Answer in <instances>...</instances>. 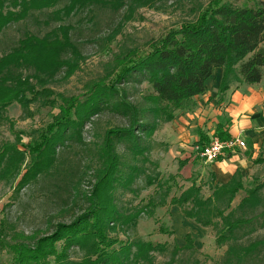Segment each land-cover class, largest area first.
<instances>
[{
  "label": "trees",
  "instance_id": "16d2710c",
  "mask_svg": "<svg viewBox=\"0 0 264 264\" xmlns=\"http://www.w3.org/2000/svg\"><path fill=\"white\" fill-rule=\"evenodd\" d=\"M156 1L0 0V33L33 10L51 8L53 20L62 22L94 5L113 12L126 6L131 15L139 6H153ZM199 2H192V19L149 40L145 48L120 49L106 71L107 78L91 83L79 95L54 93L49 88L60 71L68 79L79 67L73 58L78 49L71 40L70 24H59L41 36L25 32L0 54V125L12 124L7 109L14 102L26 117L33 115L30 103L53 110L52 120L29 132L26 142H21V131L13 141L0 142V180L12 187V195L35 181H48L56 191L66 193L63 204L74 211L69 221L54 222L44 235L7 243L15 224L3 217L0 251L7 248L13 264H156L155 252L167 250L165 264H182L181 251H196L189 234L184 246L135 235L138 220L152 217L157 207L165 205L177 206L185 218L213 229L215 243L226 247L219 264H264V236L254 235L264 228V180L254 174L246 185L241 170L236 169L225 183L216 182L210 172L205 179L192 177L190 184L182 185L178 172L163 174L151 157L160 145L154 132L177 113L194 110L195 97L206 91V80L217 68L222 73L216 102L223 100L231 84L262 80L264 0ZM141 84L146 89L139 100L130 99L129 88ZM103 110L126 122L104 128L94 144L85 166L90 188L83 192L79 177L69 169L59 170L58 148L80 142L85 122ZM222 126L218 124L215 133L227 139L230 136ZM206 143L198 142L200 146ZM252 163L264 164V151ZM149 187L153 190L145 200L118 202L122 194L137 196ZM204 187L208 195L203 194ZM118 230L123 240L110 234ZM159 231L171 233L162 226Z\"/></svg>",
  "mask_w": 264,
  "mask_h": 264
},
{
  "label": "rangeland",
  "instance_id": "374dc122",
  "mask_svg": "<svg viewBox=\"0 0 264 264\" xmlns=\"http://www.w3.org/2000/svg\"><path fill=\"white\" fill-rule=\"evenodd\" d=\"M194 1L198 0H157L153 6L146 4L139 6L131 15L125 11L126 6L113 12L107 7L94 5L90 7V10L84 9L73 13L64 18L62 22L53 20L49 14L51 8L33 10L25 19L9 23L2 30L0 33V54L15 45L25 32L41 36L59 24H70L72 27L71 40L78 49V56L73 58L76 59L79 67L68 79H63V71H60L54 81L49 84V88L54 93L79 95L91 83L107 78L106 71L112 65L114 56L120 49L124 47L143 49L149 40L158 37L183 21L192 19L194 13L191 12V8ZM199 1V3H206L208 0ZM48 16H51L52 20L47 21ZM115 32L117 33L112 39ZM145 89V84L135 88L130 87V99L139 100ZM30 112L33 115L26 117L17 102L8 106L7 115L12 124L9 125L8 122H5L0 125V142L2 140L13 141L15 134L20 131L23 132L20 133L21 142H26L29 139L27 136L29 132L52 120L53 110L49 105L37 107L35 103H30ZM125 122L119 115L103 110L85 122L80 142L72 141L68 146H59L57 166L59 170L61 168L64 171L69 169L73 175L80 178V191L84 192L90 188V176L85 172V166L95 151L94 144L99 141L104 128L125 124ZM159 129L154 132V137L160 145L152 150L151 157L158 161L159 170L163 174L175 173L178 171L176 167L179 163L175 159L170 160L166 157V147L164 146L166 143L160 141ZM18 146L20 145L18 144ZM23 166L24 164H22ZM23 171L22 168L21 174ZM254 174L264 180V164H253L250 174L243 178V182L246 185L249 184ZM199 175L198 172L196 180ZM179 177L178 181H180ZM206 177L207 173H204L202 178ZM152 190L153 187L143 189L137 196L128 192L122 195L120 193L118 202L122 204L137 203L138 200H145ZM202 192L204 195L209 194L205 187ZM63 193L56 191L48 181L40 180L21 188L17 195H12V187L0 180V220L6 217L13 226L15 224L13 237L6 238L5 242H14L18 238L24 241L33 240L34 236L49 232L50 225L54 222L69 221L74 211L65 208L63 199L66 197V193ZM241 195H243L242 192L235 196L233 205L238 202ZM137 225L135 230L137 237L155 243H167L168 246L174 243L184 246L185 236L189 234L196 251H181L182 264H219L226 248L215 243V233L211 227L200 226L191 219L185 218L177 206L157 207L152 217L142 216ZM161 226L171 230V233L160 232ZM110 234L116 235L122 240L125 238L119 230L110 232ZM254 235L264 236V228L259 229ZM5 242L2 244L5 245ZM155 256L156 264H165L169 259V250L163 253L155 252ZM0 264H13V254L7 248L0 251Z\"/></svg>",
  "mask_w": 264,
  "mask_h": 264
},
{
  "label": "crops",
  "instance_id": "0c3cea01",
  "mask_svg": "<svg viewBox=\"0 0 264 264\" xmlns=\"http://www.w3.org/2000/svg\"><path fill=\"white\" fill-rule=\"evenodd\" d=\"M221 73L217 68L206 80V91L195 97L194 110L177 113L158 131L160 141L166 143V157L179 163L176 168L181 183L190 184L198 172V180L204 173L212 172L216 182L225 183L236 169L245 178L252 169L251 159L264 151V72L259 82L231 84L223 100L216 102ZM218 124L223 125L222 130L230 137L243 136L246 148L203 162L196 156L193 145L208 142L216 134Z\"/></svg>",
  "mask_w": 264,
  "mask_h": 264
},
{
  "label": "built area",
  "instance_id": "2783aa9c",
  "mask_svg": "<svg viewBox=\"0 0 264 264\" xmlns=\"http://www.w3.org/2000/svg\"><path fill=\"white\" fill-rule=\"evenodd\" d=\"M238 148H246L244 137L240 134L231 136L227 139H221L216 134L210 137V140L200 146L198 143L193 145V150L203 162H211L219 157H224L227 153H232Z\"/></svg>",
  "mask_w": 264,
  "mask_h": 264
}]
</instances>
